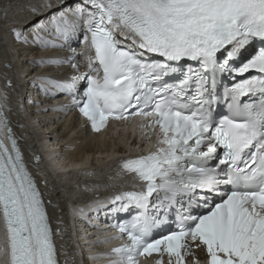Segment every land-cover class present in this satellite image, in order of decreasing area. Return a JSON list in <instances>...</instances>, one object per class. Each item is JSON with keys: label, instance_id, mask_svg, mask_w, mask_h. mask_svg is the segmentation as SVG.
I'll return each instance as SVG.
<instances>
[{"label": "snow or ice", "instance_id": "1", "mask_svg": "<svg viewBox=\"0 0 264 264\" xmlns=\"http://www.w3.org/2000/svg\"><path fill=\"white\" fill-rule=\"evenodd\" d=\"M42 7L55 11L31 40L11 31L24 44L70 50L33 61L73 70L65 80L36 78L46 95L71 98L53 110L76 109L97 133L110 120L139 117L147 139L156 136L150 151L119 162L118 175L142 185L110 200L109 211L134 212L113 225L120 235L112 239L125 243L89 259L140 264L156 254L155 264L165 256L167 264H264V0H46ZM11 8L0 5L5 19ZM0 133L9 142L0 139V264H60L63 232L49 213L56 205L25 162L2 103Z\"/></svg>", "mask_w": 264, "mask_h": 264}, {"label": "bare ground", "instance_id": "2", "mask_svg": "<svg viewBox=\"0 0 264 264\" xmlns=\"http://www.w3.org/2000/svg\"><path fill=\"white\" fill-rule=\"evenodd\" d=\"M45 2L46 0H0V5H12L7 19L2 18L3 15L0 13L1 103L4 105V112L9 114L10 124L27 149L28 155L37 154L40 157V163L34 166V171L44 185L47 200H51L52 204L56 205L55 208L50 206L51 219L56 228L63 232L58 240L64 264L65 261L71 264L73 257L76 264H86L89 258L75 243L85 240L92 243L93 238L76 232L80 226H84V220L74 221L71 218L82 217L86 212L85 208L92 203L95 195H98L101 204L110 203L113 198L111 189L119 187L120 183L116 181L117 177L113 169L108 173L104 169L113 163L111 150L117 155L122 153V149L117 147L122 143L121 140L128 129L133 127H119L113 132L108 129L110 134L105 137L90 135L84 125L77 121L75 115H69L66 109L53 110L65 103L57 100V96L53 97L42 92L39 80L36 78L49 76L64 80L68 78V73L73 74V70L68 65L41 67L34 65L33 61L40 58L67 57L71 54L70 50L41 49L31 43L24 44L16 40L11 31L15 28L31 40L34 26L41 21L46 22L52 13L42 7ZM30 5L36 6L35 13L30 11ZM75 43L74 41L73 47ZM82 50L81 44L77 51ZM7 65H11L10 68ZM80 66L81 71L87 70L83 57L80 58ZM61 69L67 73L65 76L57 75L58 70ZM8 80H11V87L6 84ZM135 129L140 133L139 128ZM115 136L118 138L116 139ZM46 139L53 147L60 148L59 152L63 157L73 162L56 160L52 157L49 152L51 150L45 145ZM84 158L85 160L81 162ZM67 206H70V210ZM105 233L103 231L102 235ZM102 235H98L97 239H102ZM104 247L105 245L100 246V248ZM97 250L98 246H95L90 252L95 253ZM147 264H155V262Z\"/></svg>", "mask_w": 264, "mask_h": 264}]
</instances>
